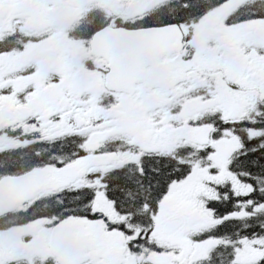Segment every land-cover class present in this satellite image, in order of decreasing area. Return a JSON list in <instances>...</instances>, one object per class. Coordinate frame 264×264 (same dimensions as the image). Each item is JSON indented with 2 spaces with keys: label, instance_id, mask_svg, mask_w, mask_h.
Listing matches in <instances>:
<instances>
[{
  "label": "snow or ice",
  "instance_id": "snow-or-ice-1",
  "mask_svg": "<svg viewBox=\"0 0 264 264\" xmlns=\"http://www.w3.org/2000/svg\"><path fill=\"white\" fill-rule=\"evenodd\" d=\"M0 264H264V0H0Z\"/></svg>",
  "mask_w": 264,
  "mask_h": 264
}]
</instances>
